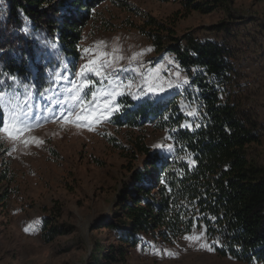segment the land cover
I'll list each match as a JSON object with an SVG mask.
<instances>
[{
    "label": "rangeland",
    "instance_id": "rangeland-1",
    "mask_svg": "<svg viewBox=\"0 0 264 264\" xmlns=\"http://www.w3.org/2000/svg\"><path fill=\"white\" fill-rule=\"evenodd\" d=\"M134 8L172 27L176 36L189 32L200 38H217L235 49L234 79L241 89V107L259 123V141L247 146V154L256 164L264 165V0H233L231 15L226 9L186 12L173 0H105L94 8L82 32L77 58L64 56L59 42L52 44L57 50L51 52L53 61L45 70L48 87L39 91L34 82L20 80L34 88L35 109L50 106L47 97L53 93L43 96L41 93L56 78L59 62L72 61L68 66L76 71L95 53L107 52L111 58L115 50L117 56L123 57L118 66L137 68L136 72L121 73L122 77L135 81L133 93H138L145 80L163 83L167 88L169 82H176L177 71L181 80L186 77L173 55L156 52L137 28L144 18ZM221 23L223 28H213ZM85 49L89 51L86 53ZM137 53L143 54L130 65L129 58ZM99 62L97 57V67ZM90 78L97 81L93 108L102 110L103 92L99 90L105 85L98 77ZM66 86L61 82L59 90ZM1 88L7 89L2 84ZM175 92L169 91L167 96ZM143 95L147 99L151 93L144 88ZM122 99L141 101L125 95L114 98V102L120 103ZM189 113L193 110H187L192 117ZM117 114L105 120L107 113H103L99 123L41 122L17 138L14 151L13 141H0V264H92L94 257H99L102 264H247L218 255L214 248L209 251L199 243L185 241V234L173 244L155 245L150 237L144 236V244L125 246L116 232L98 224L105 218L120 217L118 204L125 184L134 169L143 168L144 156L135 147L138 138H143L150 150H157L154 147L157 144H172L171 138L166 140L170 137L167 131L156 130L150 124L139 127L115 124ZM33 137L43 143L26 145L25 141ZM47 220L71 229L46 242L40 227ZM199 232L197 227L187 234ZM121 248L127 252L124 259ZM111 253L113 260L106 261L103 255Z\"/></svg>",
    "mask_w": 264,
    "mask_h": 264
},
{
    "label": "trees",
    "instance_id": "trees-1",
    "mask_svg": "<svg viewBox=\"0 0 264 264\" xmlns=\"http://www.w3.org/2000/svg\"><path fill=\"white\" fill-rule=\"evenodd\" d=\"M103 1L0 0V80L10 73L19 80L34 82L39 91L48 87L45 70L53 60L36 63L38 45L57 41L64 56L77 58L82 32L94 8ZM173 1L186 12L226 9L230 15L233 2ZM132 10L144 18L137 28L156 52L173 55L191 87L167 96L166 104L148 99L120 101L115 124H150L156 130H165L173 151L150 150L139 137L135 147L144 156L143 168L134 169L125 184L118 204L121 215L98 224L116 232L125 246L132 247L144 244V236L155 245L173 244L182 235L207 225L208 239L220 241L213 245L218 255L264 264V165L256 164L247 154V146L259 141V123L241 107V89L234 79L235 49L217 38H200L189 32L176 36L172 27L136 8ZM25 26L31 35L21 31ZM223 27L221 23L213 28ZM28 57H32V65ZM11 86L10 80L5 87ZM190 109L192 117L187 114ZM185 124L190 127H182ZM70 229L52 220L40 227L46 242ZM122 249L124 259L127 252ZM103 256L106 261L114 258L112 253ZM92 264L102 263L94 257Z\"/></svg>",
    "mask_w": 264,
    "mask_h": 264
},
{
    "label": "snow or ice",
    "instance_id": "snow-or-ice-1",
    "mask_svg": "<svg viewBox=\"0 0 264 264\" xmlns=\"http://www.w3.org/2000/svg\"><path fill=\"white\" fill-rule=\"evenodd\" d=\"M21 31L25 36L31 35V32L27 26ZM35 39V38H34ZM56 45H49L48 43H40L35 50V62L36 63H49L51 52L56 51ZM89 49H85L84 52H88ZM143 53H137L129 58L131 65L132 61H136ZM97 57L99 58V67H97ZM29 65L33 64L32 57H28ZM83 59V57H82ZM123 59L122 56H117L115 50L109 58V53L101 52L95 53L94 58L89 59L86 63L82 64L80 68L73 71L69 68V64L72 61L59 62V71L56 73V78L51 79L50 87L45 89L41 93L43 96L47 92H52V97H47L49 100V107L41 106L40 110L35 109L32 102L34 96V88L28 84H24L19 78L12 74H5V79L0 80V84L7 85L8 80H11V87L5 89L0 88V141L11 140L13 141L12 151L15 150V141L26 130H30L33 127H38L41 122H48L49 120H62L66 123H74L77 121H92L99 123L101 115L107 113L104 116L105 120H109L112 115L120 112L121 104L114 102V98L122 97L125 95L131 96L136 100H145L143 95L144 88H147L151 95L147 97L148 100H152L153 103L166 104L169 101L165 100V96L169 91H177L185 89V87H191V82L186 77L180 79L181 73L176 72L174 75L177 80L175 83L169 82L167 88L163 83L157 84L150 80H145L143 87L138 88V93H133L131 89L135 87V81L131 78H124L121 73L136 72L137 68L120 67L118 61ZM103 70V71H101ZM196 71V69H192ZM141 79L143 74L141 73ZM95 76L99 78V82L105 85V88L99 91L103 92V109L93 108V104L96 102L98 91H94L97 81L90 77ZM63 82L67 86L63 90H59L60 83ZM158 89V91H157ZM87 90V91H86ZM89 93L91 99L89 100ZM155 99H152V97ZM57 97V98H53ZM194 115V113H189ZM73 117L75 119H73ZM167 119V117H165ZM79 126V125H78ZM182 127H190L189 124L182 125ZM89 130H92L91 127ZM170 139V137L166 138ZM35 143L37 146L42 144L36 138H32L31 141H25L27 143ZM161 153H171L173 151V145L164 143L154 146ZM10 154V152H9ZM194 163V161H189ZM195 220L201 219V217L194 218ZM207 219L216 220V217H207ZM195 224L193 227L195 228ZM25 231H29L25 228ZM207 225L200 226V232L196 234H185L183 239L190 243H199L201 248L207 247L209 251L213 250V245H219V239L213 240L211 244L207 242ZM168 255H173L168 253Z\"/></svg>",
    "mask_w": 264,
    "mask_h": 264
}]
</instances>
